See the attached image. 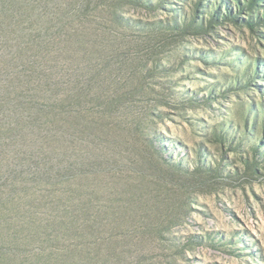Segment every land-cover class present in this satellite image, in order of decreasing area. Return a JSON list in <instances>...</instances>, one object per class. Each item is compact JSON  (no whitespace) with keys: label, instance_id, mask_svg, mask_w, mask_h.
<instances>
[{"label":"rangeland","instance_id":"374dc122","mask_svg":"<svg viewBox=\"0 0 264 264\" xmlns=\"http://www.w3.org/2000/svg\"><path fill=\"white\" fill-rule=\"evenodd\" d=\"M241 1L243 6L235 0H122L124 23L101 2L82 18L72 8L59 11L58 19L47 14L0 27L4 164L33 175L30 163L19 166L13 158L22 150L26 159L20 144L30 139L31 128L20 127L18 135L8 128L24 123L25 113L16 108L20 99L44 87L6 39L29 33L52 38L47 28L55 26L63 41L57 75L67 85L70 73L90 61L81 54L68 58L69 38H101L106 50L118 47L109 62L120 88L138 86V92L124 102V112L108 119L114 135L90 145L81 199L89 190L92 208L106 212V219L141 201L169 213L164 236L135 251L129 264H264V0ZM20 73L27 75L26 86L17 80Z\"/></svg>","mask_w":264,"mask_h":264},{"label":"trees","instance_id":"16d2710c","mask_svg":"<svg viewBox=\"0 0 264 264\" xmlns=\"http://www.w3.org/2000/svg\"><path fill=\"white\" fill-rule=\"evenodd\" d=\"M101 2L108 4L115 22H126L118 11L122 0H1L0 27H17L32 18L44 20L47 14H51L48 20L58 19L59 11L72 8L82 18L83 11L96 9ZM235 4L244 5L241 0ZM68 14L66 19L73 20ZM249 24L253 25L252 20ZM54 27L47 28L53 31L52 38L29 33L27 38L6 39L40 80L37 85L43 81L44 87L33 88L31 98L20 99L22 104L16 108L25 113L24 123L8 128L17 135L22 134L20 127L31 128V140L20 144L26 159L20 158L22 150L13 158L19 166L30 163L27 168L33 175L22 176L0 156V264H129L135 251H145L152 240L164 236L162 227L168 225L169 213L161 207H142L141 201L140 206L122 209L106 219V212L92 208L89 190L81 199L78 188H87L82 169L91 166L90 145L114 135L108 119L125 111L124 102L136 95L138 86L120 88L113 62H109L110 53L118 47L106 50L101 38H69L73 44L68 58L74 60L81 54L90 61L89 66L70 73L72 82L64 85L57 75L60 54L56 52L63 41L56 38L59 30ZM95 54L105 56L101 63ZM20 74L17 80L26 86L27 75ZM98 80L100 88L93 90ZM112 143L117 147L115 140ZM152 148L167 163L154 142Z\"/></svg>","mask_w":264,"mask_h":264}]
</instances>
